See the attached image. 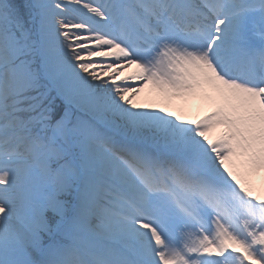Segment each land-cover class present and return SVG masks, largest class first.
Here are the masks:
<instances>
[{
	"label": "snow or ice",
	"instance_id": "snow-or-ice-1",
	"mask_svg": "<svg viewBox=\"0 0 264 264\" xmlns=\"http://www.w3.org/2000/svg\"><path fill=\"white\" fill-rule=\"evenodd\" d=\"M261 173L264 0H0V264H264Z\"/></svg>",
	"mask_w": 264,
	"mask_h": 264
},
{
	"label": "bare ground",
	"instance_id": "bare-ground-1",
	"mask_svg": "<svg viewBox=\"0 0 264 264\" xmlns=\"http://www.w3.org/2000/svg\"><path fill=\"white\" fill-rule=\"evenodd\" d=\"M140 98L142 100H144V101H147L149 99V96H148L147 91L145 93H142ZM262 178H264V173H261L259 176H257L255 178V181L254 182H255L257 188L260 187Z\"/></svg>",
	"mask_w": 264,
	"mask_h": 264
},
{
	"label": "rangeland",
	"instance_id": "rangeland-1",
	"mask_svg": "<svg viewBox=\"0 0 264 264\" xmlns=\"http://www.w3.org/2000/svg\"><path fill=\"white\" fill-rule=\"evenodd\" d=\"M140 100H141V101H144V100H142L141 98H140Z\"/></svg>",
	"mask_w": 264,
	"mask_h": 264
}]
</instances>
